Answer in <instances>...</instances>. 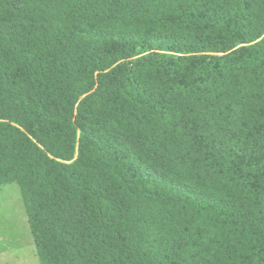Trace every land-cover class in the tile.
Segmentation results:
<instances>
[{"label":"trees","instance_id":"1","mask_svg":"<svg viewBox=\"0 0 264 264\" xmlns=\"http://www.w3.org/2000/svg\"><path fill=\"white\" fill-rule=\"evenodd\" d=\"M40 264H264V0H0V186Z\"/></svg>","mask_w":264,"mask_h":264},{"label":"rangeland","instance_id":"2","mask_svg":"<svg viewBox=\"0 0 264 264\" xmlns=\"http://www.w3.org/2000/svg\"><path fill=\"white\" fill-rule=\"evenodd\" d=\"M0 264H40L15 184L0 186Z\"/></svg>","mask_w":264,"mask_h":264}]
</instances>
